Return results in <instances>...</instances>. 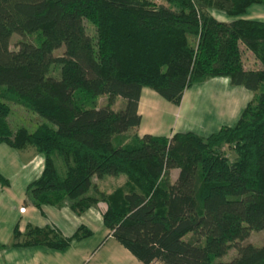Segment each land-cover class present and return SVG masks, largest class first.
<instances>
[{
	"label": "trees",
	"instance_id": "1",
	"mask_svg": "<svg viewBox=\"0 0 264 264\" xmlns=\"http://www.w3.org/2000/svg\"><path fill=\"white\" fill-rule=\"evenodd\" d=\"M253 4L264 0H0V144L42 154L25 186L32 204L67 200L79 215L103 202L107 235L142 264H264V244L242 243L264 232V21L238 17ZM217 76L252 93L232 125L206 136L126 135L140 122L142 87L177 105L185 89ZM9 100L52 126L11 128ZM104 175L123 181L100 189L92 180ZM90 234L83 224L69 235L14 225L0 248L61 251ZM230 248L231 259L214 261Z\"/></svg>",
	"mask_w": 264,
	"mask_h": 264
},
{
	"label": "rangeland",
	"instance_id": "2",
	"mask_svg": "<svg viewBox=\"0 0 264 264\" xmlns=\"http://www.w3.org/2000/svg\"><path fill=\"white\" fill-rule=\"evenodd\" d=\"M155 3H160L161 0H153ZM208 12L211 16H213L218 21H228L231 19V16L225 14L224 12L216 9H208ZM19 38L17 34H12L9 39V48H14V42ZM62 51V47L56 49L53 54L59 55ZM48 75L52 77H58V66L56 64H52L49 69ZM213 83H216L217 87L226 88L227 86L232 87V85L228 82V78L226 76H218L211 78ZM234 87V86H233ZM239 89H243L241 86ZM194 89V90H193ZM151 91V90H150ZM191 93H195V87L193 86ZM223 96V95H222ZM106 101L105 95H100L98 97L99 104H103ZM9 105V113L7 118L9 120L11 128L24 127L27 131H33L37 125L41 123H46L49 126H52L47 120L43 117L38 116L34 112L26 110L20 104L13 102L11 100L6 101ZM121 99L115 98L113 104L111 105L112 109H118L121 106ZM197 108V105L194 104L191 107L186 106L183 108V115L188 114V116L192 113L194 108ZM195 112V111H194ZM182 115V116H183ZM187 116V117H188ZM148 119L143 120V124L146 126L155 122L151 118L152 121H147ZM164 120H167L164 117ZM187 120V119H185ZM142 124V125H143ZM182 130H189L195 132L198 135L205 136L210 132L209 129H198L195 125L193 127H184ZM214 130V129H212ZM137 132L136 128L129 129L126 132V135H132ZM4 151V155L13 156V159H16L18 163L24 164L23 167L18 169H13L12 172L7 169V174L9 176L10 188L6 190V188H1L0 190V207L4 209V214L1 217L2 223L0 224V241L7 243L10 241V231H7L6 223L11 220L13 217L20 216L18 218V225L23 227L25 222L33 215V222H40L39 217H37V213L39 209L32 204V200L30 198L29 193L25 190V184L36 178L39 175L40 169L42 167L43 156L40 153L34 152L30 147H27L22 150L11 149L6 147ZM226 156L230 159L232 157V153L229 149L223 148ZM3 153V152H2ZM177 174V170L171 169L169 172L170 178L174 179ZM94 183L100 189L110 190L111 186L119 184L123 181L122 175L117 176H109L104 175L102 178L96 179L93 178ZM95 194L94 189L91 187L85 195H93ZM10 195V197H8ZM67 200H63L60 204L56 206L45 205L42 207L46 215L50 216L54 220L53 222L56 224L57 228L60 230L62 235H69L75 226L81 222L86 224V226L91 230V234L81 242L82 246L85 248H89L87 250V255L85 256L84 261H81L79 264H129L131 259H134L133 256L125 250L122 246H120L114 239L103 240V237L106 232V228L102 225L100 221V216L97 213V209L100 204L96 203L92 205L88 210L83 213L77 215L71 212L67 208ZM33 205V206H31ZM40 207V206H39ZM23 208L25 211L24 214H19L18 209ZM38 211V212H37ZM3 218V219H2ZM242 243H250L255 246H261L264 244V232L262 230L259 231H251L249 235L242 241ZM236 254L234 248H230L225 254L220 257L214 258V261H228ZM31 255H34L32 251ZM150 264H160L158 261H153Z\"/></svg>",
	"mask_w": 264,
	"mask_h": 264
},
{
	"label": "crops",
	"instance_id": "3",
	"mask_svg": "<svg viewBox=\"0 0 264 264\" xmlns=\"http://www.w3.org/2000/svg\"><path fill=\"white\" fill-rule=\"evenodd\" d=\"M238 17L243 19L264 21V4L250 5L246 8L244 13ZM232 18L233 17L231 16V19ZM211 78L214 77H210L202 82L192 84L189 88L185 89L177 105H174L169 101L159 97L150 88L142 87L140 89L137 101V112L140 115V122L136 127L137 132L135 133L138 136L144 133L169 136L175 131H185L182 130L184 127H193V125H195L198 129H211L209 132L211 133L217 130L221 125H232L237 119L245 103L250 99L252 93L243 87V89H239L238 85H232V87L227 86L226 88L220 89V87L216 86V83L211 81ZM193 86L195 87L196 92L190 93L189 90H191ZM186 104L188 107H191L194 104L197 105V108L193 107L194 110L189 116L188 114L183 115L182 113ZM164 117L167 120H164ZM151 118L155 122L147 126L145 123L143 124L144 119H148L147 121H152ZM6 147V145L0 144V173L9 179V176L6 172L7 169L12 172L13 169L16 170L21 168L24 164L20 165L16 159H13V156L4 155V151L7 150L5 149ZM1 188H6V190H9L10 181L8 180L7 186H0V190ZM8 197H10V195H8ZM98 204H100V206L97 209V213L100 216L105 206L103 202H99ZM43 206L45 205H41L38 207L39 209H35L39 211H37V217L41 218L40 222H33L35 215L29 218L23 227L18 225V218L20 216L13 217L11 220L7 221L5 227L7 228V231H10V241L11 232L14 225L17 226L19 231H23L26 225L43 226L48 224L54 226L60 232L57 226H55L56 224L53 222V218H51L49 215L47 216L42 209ZM18 213L24 214L25 211H20L18 209ZM3 214L4 209L0 207V224L2 223L1 217ZM78 224H83L86 226V224L81 222ZM74 229L75 228H73V230ZM106 235L107 230L102 241L113 239L109 235ZM86 238L77 241L72 240L70 244L61 251L48 249L43 246L0 248V264H79L81 261H84L88 252L87 250H89V248L87 249L81 245V242H83V240ZM9 242L4 243L3 241H0L1 244H8ZM32 251L34 252V255H31ZM129 264L142 263L134 258L131 259Z\"/></svg>",
	"mask_w": 264,
	"mask_h": 264
},
{
	"label": "built area",
	"instance_id": "4",
	"mask_svg": "<svg viewBox=\"0 0 264 264\" xmlns=\"http://www.w3.org/2000/svg\"><path fill=\"white\" fill-rule=\"evenodd\" d=\"M19 210H20V211H23V208H20Z\"/></svg>",
	"mask_w": 264,
	"mask_h": 264
}]
</instances>
